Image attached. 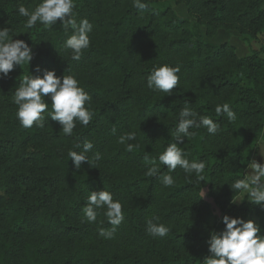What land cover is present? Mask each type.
Here are the masks:
<instances>
[{"label":"trees","instance_id":"obj_1","mask_svg":"<svg viewBox=\"0 0 264 264\" xmlns=\"http://www.w3.org/2000/svg\"><path fill=\"white\" fill-rule=\"evenodd\" d=\"M39 2L0 0V27L9 21L14 39L25 40L34 51L30 65L0 80V264H201L209 232L224 228V215L256 218L264 227V211L242 202L246 198L232 204L241 195L228 185L242 178L263 137L264 50L240 58L228 43L211 42L221 30L239 34L249 45L257 41L264 35V0H146L143 13L133 0H75L77 21L93 23L91 46L80 61L62 47L71 30L65 33L60 21L23 29L26 18L19 16L18 3L34 8ZM173 3L185 5L188 18L178 17ZM161 64L181 68L171 96L146 87L148 74ZM37 67L61 77L77 75L93 97L88 126L78 125L65 136L47 115L43 128L20 126L12 95ZM186 102L218 120L221 131L213 137L202 127L181 145L190 159L207 161L205 180L186 179L177 169L175 185L164 188L158 177L144 174V157H158L173 142ZM225 102L237 114L234 122L215 114L216 105ZM125 131L137 133L131 143L140 147L132 152L117 142ZM84 140H91L103 159L77 170L67 153L80 151L76 145ZM104 186L124 205V221L110 241L98 235L99 228L112 227L107 218L90 224L82 210L89 191ZM215 211L221 217L213 224ZM153 215L169 226L167 236L146 232Z\"/></svg>","mask_w":264,"mask_h":264},{"label":"clouds","instance_id":"obj_2","mask_svg":"<svg viewBox=\"0 0 264 264\" xmlns=\"http://www.w3.org/2000/svg\"><path fill=\"white\" fill-rule=\"evenodd\" d=\"M134 6L141 13L147 10L146 0H133ZM75 0H40L35 7H26L18 3L17 12L19 16L25 17L23 29L25 31L36 27L37 23L45 28L54 26L58 21L65 33L71 30V34L63 41V49L70 52L71 60L80 61L85 50L91 46V34L93 23L87 18L77 21ZM9 21L0 27V80L9 77L17 67L30 65L34 59L33 47L14 34V29ZM179 65L171 66L161 64L154 66L147 76L146 87L152 92L173 95L177 89L181 77ZM50 101V103H49ZM93 97L80 86V80L75 74L58 76L55 70L37 67L36 74L30 71L22 81L15 87L12 95V103L17 106L16 118L20 126L30 129L33 126L43 128L45 126V115L52 121L58 122L65 136H71L78 125L88 126L92 121ZM49 105L51 112L49 113ZM166 112V109H163ZM217 117H227L229 122L237 119V114L227 102L217 104L215 107ZM209 116L200 115L188 102L178 112V122L171 134L172 141L167 145L158 157H144L146 167L145 175L158 177L162 187L170 188L176 183L177 169L185 174V178L195 175L197 182L205 180L202 175L205 172L207 161L189 158V152L184 144L197 135V131L207 129L210 136H216L221 131V123ZM112 134L116 135L117 129L112 128ZM135 131H125L117 136V142L126 145V150L132 152L134 148L140 147ZM80 151L69 150L67 155L79 170L83 163L87 162L92 168L103 159L99 151H94L95 145L91 140H84L82 145L77 144ZM261 157H264V145L257 147ZM91 153V156H89ZM247 167L242 172V178H236L228 183L234 194L246 196L253 206H258L264 211V163L253 159L246 162ZM160 165H165L167 171L160 172ZM203 192L205 193L204 189ZM232 204H238L232 199ZM124 205L121 200L114 198V194L106 190L89 191L86 198V206L83 207L84 219L95 224L98 217H106L111 228L101 227L98 229L99 237L105 240L115 239L118 227L124 221ZM101 225L104 220L99 221ZM221 223L224 228L220 231L211 230L206 243L208 245L207 255L200 260L201 264H264V227L256 218L233 217L224 215ZM146 232L153 237H165L170 228L160 222V217L153 215L146 220Z\"/></svg>","mask_w":264,"mask_h":264},{"label":"rangeland","instance_id":"obj_3","mask_svg":"<svg viewBox=\"0 0 264 264\" xmlns=\"http://www.w3.org/2000/svg\"><path fill=\"white\" fill-rule=\"evenodd\" d=\"M173 12L180 18H188V12H187V8L185 5L183 4H172L171 5ZM165 8V7H162ZM204 40L208 41V39L205 36V28L202 27L201 28ZM233 35V36H232ZM211 42L216 44V45H221L224 43H228L229 45L233 46L236 49L237 54L239 55L240 58L246 57V56H250L253 54L254 51L257 50H264V35L261 36L259 38V40L253 42L251 45L249 44H243L241 40H239L237 37H234V34L226 33V32H222L219 31L217 33V35L211 39ZM264 56V55H263ZM204 192H202V196L203 198L208 201L209 203H213L212 200L208 197V191L204 190ZM244 198H246V196H240L239 198H237L238 202H241ZM214 208V207H213ZM221 215L218 211L214 212V219H213V224L216 223L219 219H220Z\"/></svg>","mask_w":264,"mask_h":264},{"label":"crops","instance_id":"obj_4","mask_svg":"<svg viewBox=\"0 0 264 264\" xmlns=\"http://www.w3.org/2000/svg\"><path fill=\"white\" fill-rule=\"evenodd\" d=\"M221 31H222V32H226V33H229V32H230L231 34H234V37H237L239 40H241L239 34H237V33H235V32H232V31H225V30H221ZM232 36H233V35H232ZM258 40H259V39H258ZM242 43L245 44L243 41H242ZM213 44H214V43H213ZM263 55H264V54H263ZM261 145H264V133H263V137H262V139H261V141H260L259 146H261ZM253 159L257 160L258 162L264 163V157H261L259 149H257V151H256V153H255ZM253 159H252V160H253Z\"/></svg>","mask_w":264,"mask_h":264}]
</instances>
